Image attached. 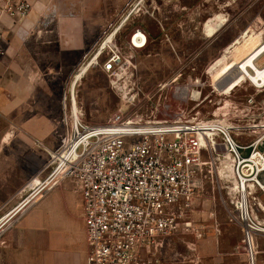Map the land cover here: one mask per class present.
<instances>
[{
	"label": "rangeland",
	"instance_id": "rangeland-1",
	"mask_svg": "<svg viewBox=\"0 0 264 264\" xmlns=\"http://www.w3.org/2000/svg\"><path fill=\"white\" fill-rule=\"evenodd\" d=\"M66 1L69 7L60 12L32 10L31 5L24 23L8 18L0 8V257L8 260L2 242L26 211L19 206L29 196L40 198L52 187L41 207L52 203L48 212L57 219L65 213L66 197L57 187L73 182L52 181V165L65 155L53 151L61 145L69 121L81 118L79 108L91 124L103 123L122 108L154 120L179 116L200 133L193 202L183 221L187 227H200L202 238L195 240L181 225L177 236L156 253L161 262L260 264L264 197L255 198L254 183L248 182L253 186L242 208L240 182L219 135L231 131L264 158V0H159L151 9L145 2L136 3L115 45L81 80L75 109L63 106L69 77L132 0L105 21L88 14L81 27V0ZM137 30L146 32L149 41L143 49L130 50L129 40ZM69 39L88 42L76 66L75 53L67 50ZM113 50L127 55L118 70L133 73L135 88L127 97L135 93L128 102L116 88V73L111 77L100 69ZM239 214L243 223L258 225L262 233L247 229L250 238L243 240L234 219Z\"/></svg>",
	"mask_w": 264,
	"mask_h": 264
},
{
	"label": "built area",
	"instance_id": "built-area-1",
	"mask_svg": "<svg viewBox=\"0 0 264 264\" xmlns=\"http://www.w3.org/2000/svg\"><path fill=\"white\" fill-rule=\"evenodd\" d=\"M30 6V0H0L3 13L19 23L26 22ZM137 31L128 43L131 50L140 49L134 39L144 46L148 38L146 32ZM123 59L124 54L113 50L100 69L114 75ZM177 118L154 120L119 108L100 124L87 123L83 117L69 121L61 145L53 151L66 154L52 165L51 178L72 181L80 194L88 249L85 264H165L156 253L177 236L181 225L195 240L202 238L200 227H187L183 221L193 202L200 133ZM219 140L232 159L238 182H253L254 197L260 200L264 197L262 153L227 129ZM30 197L19 207H30ZM239 215L234 219L245 240L250 234Z\"/></svg>",
	"mask_w": 264,
	"mask_h": 264
},
{
	"label": "crops",
	"instance_id": "crops-1",
	"mask_svg": "<svg viewBox=\"0 0 264 264\" xmlns=\"http://www.w3.org/2000/svg\"><path fill=\"white\" fill-rule=\"evenodd\" d=\"M33 8L38 11L46 12L47 10L65 11L70 4L66 0H58L53 4L54 0H30ZM126 0H81L78 7L80 16L77 25L81 27L82 24L88 22V14H99L101 20H107L113 13L117 12L120 5ZM145 2L149 9L152 4H158L159 0H132L131 3L124 9L116 22L98 41L91 52L85 57L88 49V42L80 39L76 42H71L69 39L66 43L67 50L72 51L76 55L75 64L79 63L74 72L69 77L66 83L63 103L65 107L72 109L76 106V92L81 80L88 73V71L99 63V58L108 47L115 45V37L119 30H121L127 23L131 21L133 13L136 10V3ZM141 17V16H140ZM142 24V23H141ZM79 33L85 35L79 29ZM134 34L138 35L139 31ZM136 48L145 47L149 41L146 38V43L143 46L141 40L134 39ZM130 43V42H129ZM131 50V49H130ZM124 57L127 55L123 51ZM124 74V75H123ZM133 73L131 70L122 72L118 70L114 76L116 78V88L120 93L127 94L131 88H135L132 80ZM79 108V107H78ZM79 115L82 117V111L79 108ZM63 154V153H62ZM66 154V151H64ZM63 155H61V158ZM249 185L239 183L241 193L242 208H245V197ZM50 186V185H49ZM52 186V185H51ZM250 186V188H251ZM255 186V185H254ZM56 187V186H55ZM64 195L65 203L62 218L52 217L48 208L52 203L47 204L44 208L41 207L45 195L52 189V187L40 195V198H33L32 205L26 206L24 213L14 222L13 227L7 232V235L2 242L1 248L8 254V260L0 257V264H85L88 249L85 243V227L81 214V198L75 186L71 184H61L57 187ZM56 188V189H57ZM27 205H30L28 203ZM21 210V209H20ZM60 210V209H59ZM19 212V211H18ZM245 228L259 234L262 233V228L258 225H249L244 223ZM260 257V264H264V249ZM4 257V256H3Z\"/></svg>",
	"mask_w": 264,
	"mask_h": 264
},
{
	"label": "bare ground",
	"instance_id": "bare-ground-1",
	"mask_svg": "<svg viewBox=\"0 0 264 264\" xmlns=\"http://www.w3.org/2000/svg\"><path fill=\"white\" fill-rule=\"evenodd\" d=\"M119 92H120V91H119ZM134 93H135V92H132L131 95H130V97H124V95H123L122 93H121V94H122V96H123L125 99L129 100V99L132 98V96H133ZM191 96H193V95H191ZM177 117H178V116H174V115L170 116L171 119H175V120H178V119H179V118H177ZM209 144H210V143H209ZM63 151H64V150H63ZM63 151H62V152H63ZM62 152H61V153H62Z\"/></svg>",
	"mask_w": 264,
	"mask_h": 264
}]
</instances>
